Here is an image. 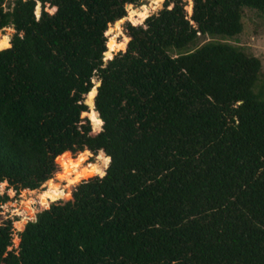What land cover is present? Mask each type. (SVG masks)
I'll return each instance as SVG.
<instances>
[{
	"label": "trees",
	"instance_id": "1",
	"mask_svg": "<svg viewBox=\"0 0 264 264\" xmlns=\"http://www.w3.org/2000/svg\"><path fill=\"white\" fill-rule=\"evenodd\" d=\"M144 1L0 0V32L15 31L0 37V264H264L261 61L227 43L180 53L239 36L244 8L264 22V0L131 9L143 24L117 43ZM98 168L56 202L61 169L68 187ZM44 184L50 207L16 250L8 192Z\"/></svg>",
	"mask_w": 264,
	"mask_h": 264
},
{
	"label": "rangeland",
	"instance_id": "2",
	"mask_svg": "<svg viewBox=\"0 0 264 264\" xmlns=\"http://www.w3.org/2000/svg\"><path fill=\"white\" fill-rule=\"evenodd\" d=\"M187 1H188L187 11L190 13L191 4L189 3V0H187ZM160 2L157 4V3H155V0H145L141 6H137V7L131 6V8L126 10V11L129 14V10L135 9L136 11H138V13H135V11L133 10L131 12V14L132 15H135V14L139 15V13H140L139 10L142 9L144 6H147L149 8L150 12H149L148 16H145L146 12H143V19H144L145 17L147 18L151 15H156L162 9L164 0H160ZM157 6H158V8H157ZM40 10H41L40 6H37L36 11H35V15L37 18L40 16ZM127 22H130L133 25H142L144 20L141 24H138L136 22L134 24V22H132L130 20H127ZM242 23H243V31L239 36H236L234 38H224V37H220V36H215V37L202 36L193 45H189L187 48L182 50V52H180V53H187V52L194 51L197 48H199L202 45L209 43V42L227 43V44H230L232 46L242 48L245 52L254 55L255 57H257L261 61V64H262L261 75H260L259 81L255 87V91H258L260 89V87L264 84V22L262 21V19L259 18L256 11L251 10L249 8H244ZM124 24H121L118 27L119 32H118V36H117L116 41L119 44H121L123 42L122 36H123V25ZM115 25L112 28H110L109 30L113 31L115 29ZM14 34H15V31L12 28H7V29L1 31L0 32V37L2 39L1 43L6 38L8 40V43L6 46H8V44L10 43ZM110 38H111V36L107 37L108 40ZM117 52L115 51L111 54L114 55ZM171 55L172 56L179 55V52L178 51L171 52ZM108 59L109 58L104 57V62H106ZM92 83L96 87V86H98L99 81L97 78H94L92 80ZM89 113H90V108H89ZM85 116L90 120L89 114H87ZM94 125L98 126L99 123H95ZM98 164H100L99 161H98ZM88 165L89 164L87 161L86 162L84 161L82 164V166H84V167L88 166ZM103 172H104V170H103ZM103 172L99 173L98 176H102ZM61 173H63L62 169L51 179L52 181H54L56 183V185L50 186V188L65 191V189L67 187L68 180L63 178V177H59V174H61ZM95 176H97V175H95ZM45 190H46V185L44 184L39 191H36V192L24 191V192H22L18 197H16V200L14 199L15 198L14 193L11 191L8 192V196L10 198H12L13 201L5 204L4 213L8 216V218H10L13 221V228L15 230L14 242H13L14 247L18 246V244H19L18 236H19V233L23 231L25 225L28 222H32L36 218L37 214L44 211L45 207H48L47 205H49V204L43 205L42 203H40V200H39L41 193ZM4 193H5V185H2L0 187V195H3ZM58 201H60V200H58ZM27 202L32 203L29 210L24 209V207H25L24 204ZM22 212H24V215L22 214ZM21 222H23V225L18 226V223H21Z\"/></svg>",
	"mask_w": 264,
	"mask_h": 264
},
{
	"label": "water",
	"instance_id": "3",
	"mask_svg": "<svg viewBox=\"0 0 264 264\" xmlns=\"http://www.w3.org/2000/svg\"><path fill=\"white\" fill-rule=\"evenodd\" d=\"M189 3L191 4L190 13H192V7H193V2H192V0H189ZM130 7H131L130 5H127V6H126V10H128ZM40 13H41V10H40ZM128 15H129V14H127V17L122 18L121 20H119L116 24L121 25V24L126 23L127 20H129ZM39 17H40V16H39ZM39 17H38V18H39ZM10 47H11V45H9L8 48H10ZM8 48H4V49H1V50H5V49H8ZM1 50H0V51H1ZM95 91H96V89H95ZM86 105L89 107L88 100H86ZM89 108H90V107H89ZM93 108H94V110H95V106H94V104H93ZM97 115H98V114H97ZM98 119H99V115H98ZM94 176H95V175H94ZM94 176L89 177V178H86V179H83V180H81L79 183H77L76 185H70V186H68V187L66 188V190H65V194H64V196H63V200H60V201H63V203L74 202V196H73V194H74L75 188H76V187H77L82 181L87 180V179H90V178H93ZM56 202H58V201H56ZM53 203H55V202H51V204H53ZM49 207H50V206H49ZM49 207H48V208H49ZM48 208H47V209H48ZM35 219H36V218H35ZM35 219H34L33 221H35Z\"/></svg>",
	"mask_w": 264,
	"mask_h": 264
},
{
	"label": "bare ground",
	"instance_id": "4",
	"mask_svg": "<svg viewBox=\"0 0 264 264\" xmlns=\"http://www.w3.org/2000/svg\"><path fill=\"white\" fill-rule=\"evenodd\" d=\"M150 2H151V1H150ZM159 2H160V0H155V3L158 4ZM160 3H161V2H160ZM157 8H158V6H157ZM154 9H155V8H154ZM134 11H135V13H138V11H136L135 9H134ZM139 11H140V12H141V11H142V12H146V15H145V16H148V15H149V12H150V11H149V8H148L147 6H144V7H143L142 9H140ZM134 16L139 17L138 14H135ZM145 16H144V17H145ZM145 18H146V17H145ZM145 18H144L143 20H145ZM97 171H99V168H98L97 170H95L94 172H87L86 174H84V176H87V175H93V174H94L95 172H97ZM84 176L80 177L79 180H78V182H79L80 179L83 178ZM78 182H77V183H78ZM77 183H76V184H77ZM76 184H75V185H76ZM65 190H66V189H65ZM59 200H61V199H59ZM62 200H63V199H62ZM56 201H58V200H56ZM47 208H48V207H46L45 210H46Z\"/></svg>",
	"mask_w": 264,
	"mask_h": 264
},
{
	"label": "built area",
	"instance_id": "5",
	"mask_svg": "<svg viewBox=\"0 0 264 264\" xmlns=\"http://www.w3.org/2000/svg\"><path fill=\"white\" fill-rule=\"evenodd\" d=\"M18 239H19V237H18ZM18 246H19V244H18ZM18 246H17V247H14V246H13V248L17 250V249H18Z\"/></svg>",
	"mask_w": 264,
	"mask_h": 264
}]
</instances>
